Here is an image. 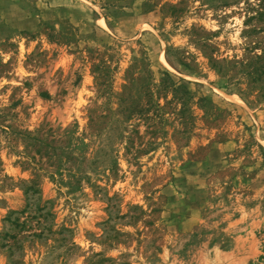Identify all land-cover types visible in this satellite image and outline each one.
<instances>
[{
  "label": "rangeland",
  "instance_id": "rangeland-1",
  "mask_svg": "<svg viewBox=\"0 0 264 264\" xmlns=\"http://www.w3.org/2000/svg\"><path fill=\"white\" fill-rule=\"evenodd\" d=\"M0 264H264V1L0 0Z\"/></svg>",
  "mask_w": 264,
  "mask_h": 264
},
{
  "label": "trees",
  "instance_id": "trees-1",
  "mask_svg": "<svg viewBox=\"0 0 264 264\" xmlns=\"http://www.w3.org/2000/svg\"><path fill=\"white\" fill-rule=\"evenodd\" d=\"M262 1H264V0H262Z\"/></svg>",
  "mask_w": 264,
  "mask_h": 264
}]
</instances>
